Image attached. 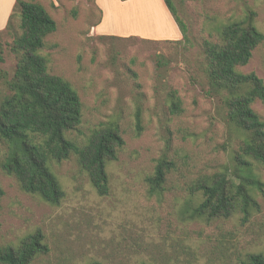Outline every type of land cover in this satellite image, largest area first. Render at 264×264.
I'll return each instance as SVG.
<instances>
[{
	"label": "rangeland",
	"instance_id": "1",
	"mask_svg": "<svg viewBox=\"0 0 264 264\" xmlns=\"http://www.w3.org/2000/svg\"><path fill=\"white\" fill-rule=\"evenodd\" d=\"M36 1L57 22L42 51L49 57L50 71L68 79L83 102L82 123L69 135L82 144L99 123L116 122L125 145L107 165L106 195L96 191L74 154L50 164L64 190L58 203L23 191L14 176L0 169L5 192L0 246L40 228L50 251L38 256L36 264H241L248 253L264 251L262 194L257 195L260 210L246 221L241 213L210 221H183L178 213L188 185L232 163L242 141L229 122L224 97L208 92L203 42L216 40L222 24L251 12L264 32V0H173L188 27V40L182 36V41L105 32L98 28L103 10L96 0ZM100 1L105 24L112 29L145 31L149 21L160 20L156 0ZM15 3L0 0V103L10 93L18 62L11 50L21 33ZM239 69L255 71L264 80V41ZM171 90L182 100L180 113L170 110ZM139 106L144 129L138 135ZM253 107L264 117V101ZM0 148L5 151L6 145L0 142ZM161 156L175 167L167 174L162 195H156L146 177ZM254 167L264 180V165Z\"/></svg>",
	"mask_w": 264,
	"mask_h": 264
},
{
	"label": "trees",
	"instance_id": "2",
	"mask_svg": "<svg viewBox=\"0 0 264 264\" xmlns=\"http://www.w3.org/2000/svg\"><path fill=\"white\" fill-rule=\"evenodd\" d=\"M165 2L183 39L188 40V27L178 16L173 0ZM18 7L21 33L11 44L18 62L9 81L10 93L0 103V142L6 145L5 151L0 148V169L14 176L23 191L58 203L64 190L50 164L74 154L96 191L106 195L110 191L107 165L118 159L125 145L122 130L116 122H101L82 144L69 135L82 123L83 102L68 79L50 71L49 57L42 52L47 46L46 36L56 31L57 22L36 0H16L14 9ZM254 14L222 24L216 40L203 42L208 92L224 97L229 122L242 141L232 163L188 185L187 197L178 211L183 221H210L239 213L246 221L260 210L257 195L264 196V180L255 173L254 166L264 165V117L253 104L264 101V80L255 71L239 69L249 63L254 50L264 41ZM12 16L13 13L8 25ZM3 59L0 46V61ZM170 98V110L182 112L176 90H171ZM135 117L139 135L144 129L140 106ZM173 167L175 163L166 156L156 159L153 172L146 177L152 194L162 195ZM4 193L0 185V202ZM49 251L45 234L38 228L16 243L0 246V264H36L38 256ZM241 264H264V251L248 253Z\"/></svg>",
	"mask_w": 264,
	"mask_h": 264
},
{
	"label": "crops",
	"instance_id": "3",
	"mask_svg": "<svg viewBox=\"0 0 264 264\" xmlns=\"http://www.w3.org/2000/svg\"><path fill=\"white\" fill-rule=\"evenodd\" d=\"M124 4L126 3H133L135 0H123ZM149 0H140V2H147ZM96 3L101 7L103 10V17L102 20L98 23V28L105 32L109 33H117L120 35H130L135 34L141 37L150 38V39H170V40H178L182 38V32L173 16L171 11L169 10L165 0H156V3H159L161 14H160V20L157 22H150L149 21V27L145 31L135 30V31H119L116 29L109 28L107 24H105V15L106 11L101 3L100 0H96ZM6 21V19H5ZM4 21V22H5ZM1 25V24H0Z\"/></svg>",
	"mask_w": 264,
	"mask_h": 264
}]
</instances>
